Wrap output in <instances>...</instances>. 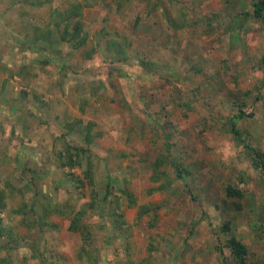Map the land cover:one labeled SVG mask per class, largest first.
Masks as SVG:
<instances>
[{
	"label": "rangeland",
	"instance_id": "obj_1",
	"mask_svg": "<svg viewBox=\"0 0 264 264\" xmlns=\"http://www.w3.org/2000/svg\"><path fill=\"white\" fill-rule=\"evenodd\" d=\"M23 1L0 2V51L31 48L0 90V259L9 243L10 264H233V235L262 264L264 178L244 147L264 152L255 0ZM77 5L85 42L71 49L58 39Z\"/></svg>",
	"mask_w": 264,
	"mask_h": 264
},
{
	"label": "trees",
	"instance_id": "obj_2",
	"mask_svg": "<svg viewBox=\"0 0 264 264\" xmlns=\"http://www.w3.org/2000/svg\"><path fill=\"white\" fill-rule=\"evenodd\" d=\"M251 6H252L251 17L255 20H260L264 23V0H255L251 3ZM80 7H81L80 5H77L74 7V11L65 12L64 17L61 19V21L64 23H63V28H62V31H61V34H60V37L58 40L61 43L69 44L71 46V49H78L85 42V35L82 33L81 23L79 22V18H78ZM71 19H75L74 22H72ZM116 60L119 61L117 58H116ZM263 60H264V57L261 58L259 60V62L262 63ZM140 62L142 63V61H140ZM248 116H249L248 114H246L243 111H241L240 109H238L237 114H235L233 116V118L234 119H241V118L248 117ZM91 126L92 125L90 123H88L87 125H84L82 127L83 131H81V134L83 135V140L86 144H90L92 142V139H93L92 135H90ZM229 132L232 133L234 136L238 137V139H239L240 133L238 132V130L235 127H233V124H231ZM95 136L96 135H94V137ZM239 140H241V139H239ZM244 147H245V150L247 151L246 155L249 158L250 165H251L252 169L254 171H256L261 177L264 178V152L260 151L259 149H254L246 143L244 144ZM67 150H73V151H78V152L81 151V149H79L77 147H71V148L68 147ZM67 150H66V157L67 158L64 160V162L61 163V165L63 167H68L70 169L74 168L75 166L77 167L79 165V162L71 159V156H69V153ZM175 169H176V173L179 176L180 175L179 171L177 170V168H175ZM83 177L85 180H87V183H91V175L88 171H85V173L83 174ZM74 179L77 183H79L81 181L77 177H74ZM104 189H105V193L103 195V199L105 200L106 197L109 195V191H108V189H110L109 178H107V180L105 182ZM121 193L124 194L128 198V204H129V206H131V203H132V199H130L131 194L129 192H127L125 190V188L122 189ZM224 193H225V196L228 198H235V199L238 198L239 199L243 196V193L241 191L234 189L230 185H227L224 188ZM145 212H147V207H140L137 215L140 216L141 214H144ZM119 223L123 224L122 221ZM78 228H80V226H78L76 224V221L73 218L69 223L68 230L69 231H76ZM252 228L254 230H256L257 233H259L260 235H264V222L260 219V217H257L253 221ZM231 229L232 228H231L229 222H223L221 227H220V230L222 233H224L226 231L230 232ZM2 233H3L2 229L0 228V237H1ZM87 236H88V234H86V238H87ZM86 238H84V239H86ZM1 247H2L3 251L6 253H4V256L0 259V264H3V263L4 264H10V260L8 258L9 254L7 253L11 248L10 244L4 243ZM225 248L227 249L228 256H230L233 264H248V262L246 260L247 248L236 237H234L233 235H229L225 239ZM218 252L220 255H222L221 249L219 247H218ZM24 259L25 258H22V260H24ZM222 264H224V263H222ZM262 264H264V261Z\"/></svg>",
	"mask_w": 264,
	"mask_h": 264
},
{
	"label": "crops",
	"instance_id": "obj_3",
	"mask_svg": "<svg viewBox=\"0 0 264 264\" xmlns=\"http://www.w3.org/2000/svg\"><path fill=\"white\" fill-rule=\"evenodd\" d=\"M4 1V5H5V8L9 7V5L12 3L14 4L15 3V0H0V2ZM8 2H9V5H8ZM22 2H24L23 0H19V3L20 5H23ZM15 7V5H13ZM2 8V7H0ZM19 8V7H17ZM12 18H14V15L13 14H9ZM22 14H16L15 13V16L18 20V24L21 23L23 21V19L21 21H19V17L21 16ZM23 34H24V31H21ZM39 38V37H38ZM7 50L9 51L7 54H4L2 51H0V90L1 89H11V86L9 85L10 84V70L15 66L13 63H12V55H13V52H17V53H20V54H23V56L25 54H29L30 53V44H28L26 47L23 46L21 49H10L8 47H2L1 50ZM40 51V50H39ZM12 85V83H11ZM1 94V93H0ZM3 96V95H2Z\"/></svg>",
	"mask_w": 264,
	"mask_h": 264
}]
</instances>
